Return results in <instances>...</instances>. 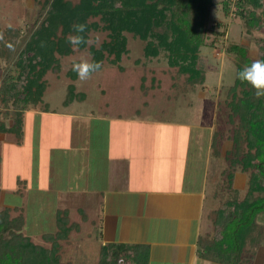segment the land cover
I'll list each match as a JSON object with an SVG mask.
<instances>
[{
  "label": "rangeland",
  "instance_id": "obj_1",
  "mask_svg": "<svg viewBox=\"0 0 264 264\" xmlns=\"http://www.w3.org/2000/svg\"><path fill=\"white\" fill-rule=\"evenodd\" d=\"M43 1L0 0V28L20 32L13 47L18 51L12 50L14 63L0 56V76L6 72L18 75L21 71L15 61L24 48L20 43L22 35L37 23ZM221 1L213 0L209 23H216L217 34L208 30L205 35L207 43L214 37L217 41L214 46L200 47L195 66L202 70L203 78L196 83H190L187 74L170 66L162 53L156 57L145 56V41L129 32H124L127 51L122 52L119 59L106 54L100 62L101 69L88 80L81 81L71 70L73 60L81 56L92 60L89 47L94 45L98 49L108 38L107 32L92 31L91 44L78 50L71 46L70 53L56 54L57 62L42 75L43 96L23 113L21 143H17L14 133L0 132V214L7 212L8 217L21 219L24 222L22 233L37 245L50 250L55 240L59 264H90L89 259L97 248L92 243L98 239L95 225L106 207V200L101 199L98 192L103 190L107 171L112 169L111 159L105 155L111 147V137L103 123L101 127L95 123L100 115L167 116L180 122H191L195 148L204 146L211 130L213 133L218 126L225 134L224 148L232 149L228 136L233 125L227 120L231 113L229 89L235 81L237 64H246L242 56L227 47L232 42L242 44L248 58L260 60L264 49V18L260 28L249 32L235 12V6H230L224 14ZM258 3L255 11L261 15L264 0H258ZM21 59L26 65L28 58L23 56ZM70 85L77 97L64 102ZM46 108L48 111H43ZM14 117L15 110L0 103V122L9 126ZM179 131L184 132V129ZM211 154L215 157L214 165L227 166L223 156L216 157L212 151ZM117 166V163L113 165ZM234 170L231 186L225 183L216 188L218 198L210 213L209 227L201 236L204 241L219 236L213 222L214 212L225 200L233 201L236 195L242 199L246 193L253 169L243 171L238 163ZM57 211L67 219V226L73 225L63 237L56 236L59 231ZM257 226L264 236V214L257 216ZM49 234L52 238L47 239L45 236ZM244 258L249 264H264V241L257 247L253 259L247 254Z\"/></svg>",
  "mask_w": 264,
  "mask_h": 264
},
{
  "label": "trees",
  "instance_id": "obj_2",
  "mask_svg": "<svg viewBox=\"0 0 264 264\" xmlns=\"http://www.w3.org/2000/svg\"><path fill=\"white\" fill-rule=\"evenodd\" d=\"M221 3L224 14L230 6H235V12L249 32L260 28L264 13L258 15L255 11L258 0H222ZM212 5L213 0H44L37 23L22 35L24 40L20 43L24 48L15 61L21 71L18 75L6 72L0 76V103L15 110L13 123L6 126L0 122V132L14 133L17 143H21L23 113L30 104L41 101L45 88L41 77L57 62L56 54L71 52L66 38L76 23L87 25L84 35L88 38L92 31L107 32V40L98 49L94 45L89 47L92 61L101 62L106 54L119 59L127 51L124 32H129L145 41V56L156 57L162 53L170 66L187 74L190 83H196L203 78L202 70L195 66L198 51L201 46H214L217 41L214 37L207 43L205 35L208 30L217 34L216 23H209ZM19 33L17 29L0 28V56L7 62L12 60ZM227 48L242 56L244 64L253 62L246 56V47L242 44L232 42ZM23 56L28 58L26 65L21 59ZM260 57L264 60V49ZM243 67L238 63L236 73ZM73 90L70 85L64 102L76 99ZM229 90L231 113L227 120L233 126L228 138L233 147L230 151L224 148L225 134L218 126L211 141L212 153L228 162L220 184L231 186L238 163L243 171H253L244 197L238 199L236 195L233 201L225 200L214 212L213 222L219 236L205 241L200 237L198 254L223 264H249L244 254L253 259L257 247L264 241L263 232L257 226V216L264 214V97L257 98L255 90L241 83L237 76ZM47 108L43 111H48ZM56 219L59 229L56 236L63 237L73 225L67 226V219L59 211ZM23 224L21 219L8 217L7 212L0 214V264H59L55 240L50 250L37 245L22 233ZM45 237L52 238L50 234ZM148 258L146 244L105 242L100 245L97 264H148Z\"/></svg>",
  "mask_w": 264,
  "mask_h": 264
},
{
  "label": "crops",
  "instance_id": "obj_3",
  "mask_svg": "<svg viewBox=\"0 0 264 264\" xmlns=\"http://www.w3.org/2000/svg\"><path fill=\"white\" fill-rule=\"evenodd\" d=\"M95 123L111 137L105 155L112 169L98 192L106 207L95 225L90 264H97L105 242L146 244L148 264H214L198 254L223 182L224 167L214 165L211 154L212 130L195 148L191 122L118 113L100 115Z\"/></svg>",
  "mask_w": 264,
  "mask_h": 264
},
{
  "label": "clouds",
  "instance_id": "obj_4",
  "mask_svg": "<svg viewBox=\"0 0 264 264\" xmlns=\"http://www.w3.org/2000/svg\"><path fill=\"white\" fill-rule=\"evenodd\" d=\"M86 30L87 25L84 23L72 25V33L66 39L74 50H78L81 45H89L93 42L84 35ZM101 67L100 62L81 56L78 60H73L71 70L77 74L81 81H85ZM236 76L241 83H247L255 90L257 98L264 97V60H254L250 65L239 70Z\"/></svg>",
  "mask_w": 264,
  "mask_h": 264
}]
</instances>
